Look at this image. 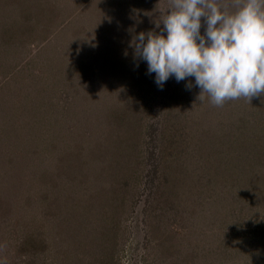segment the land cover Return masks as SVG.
I'll return each mask as SVG.
<instances>
[{
  "label": "rangeland",
  "instance_id": "374dc122",
  "mask_svg": "<svg viewBox=\"0 0 264 264\" xmlns=\"http://www.w3.org/2000/svg\"><path fill=\"white\" fill-rule=\"evenodd\" d=\"M165 3L0 0V264H264V103L136 66Z\"/></svg>",
  "mask_w": 264,
  "mask_h": 264
},
{
  "label": "clouds",
  "instance_id": "9594fccd",
  "mask_svg": "<svg viewBox=\"0 0 264 264\" xmlns=\"http://www.w3.org/2000/svg\"><path fill=\"white\" fill-rule=\"evenodd\" d=\"M157 13H145L153 29L129 30L128 48L160 88L174 77L198 88L201 103H264V0H166Z\"/></svg>",
  "mask_w": 264,
  "mask_h": 264
},
{
  "label": "trees",
  "instance_id": "16d2710c",
  "mask_svg": "<svg viewBox=\"0 0 264 264\" xmlns=\"http://www.w3.org/2000/svg\"><path fill=\"white\" fill-rule=\"evenodd\" d=\"M29 229H30V228L26 229L23 233H24L25 235H29Z\"/></svg>",
  "mask_w": 264,
  "mask_h": 264
}]
</instances>
